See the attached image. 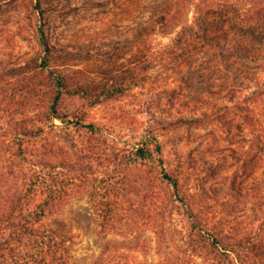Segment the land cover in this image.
<instances>
[{"label":"rangeland","instance_id":"obj_1","mask_svg":"<svg viewBox=\"0 0 264 264\" xmlns=\"http://www.w3.org/2000/svg\"><path fill=\"white\" fill-rule=\"evenodd\" d=\"M171 1L0 0V176L15 171L0 178L1 203L42 172L34 203L57 195L43 224L67 241L68 264H225L200 247L214 237L264 264L252 253L264 244V154L251 113L264 45L235 37L193 65L157 62L193 22L191 6L168 22ZM144 144L152 160L128 163ZM96 207L120 210L114 228L103 232Z\"/></svg>","mask_w":264,"mask_h":264},{"label":"trees","instance_id":"obj_2","mask_svg":"<svg viewBox=\"0 0 264 264\" xmlns=\"http://www.w3.org/2000/svg\"><path fill=\"white\" fill-rule=\"evenodd\" d=\"M186 6H191L193 10V22L182 25L176 33L170 45L155 57L157 62H183L193 65L198 54L209 49L213 45H220L223 42L231 41L235 37L241 41L261 43L264 45V1H253L247 3L242 0L223 1V0H172L167 4V11L175 8L176 11L169 17L168 22L176 23L185 13ZM166 14L161 15V22L167 24ZM163 24V23H162ZM148 27L141 31L145 35ZM42 41L45 42V33L42 31ZM46 44V43H45ZM60 90L57 91L54 105L51 109L52 114H57V105L61 100L63 83L58 79ZM116 90H109L104 95L111 98L117 93ZM122 92V91H121ZM100 103L101 99L97 97L94 101ZM251 113L253 124V145L264 154V89L254 93L251 100ZM258 110V111H257ZM250 112V109L247 110ZM77 118L75 121L82 126L83 118ZM67 117L61 119L65 121ZM93 133L97 132L94 125H83ZM257 157V155H256ZM152 160V152L147 144L137 149L130 157L128 163L136 164ZM42 164H32L39 167ZM6 173L2 177L8 184L15 171L7 166ZM169 178V177H167ZM170 180H173L169 178ZM21 185L16 188L15 193L7 195L4 198V204L0 199V232L14 228L3 243H0V264H68L70 256V247L67 241L55 233L51 228H45L44 222L50 214L52 204L57 199V195L47 194L44 200L34 203L38 196L37 191L44 183L42 172L34 171L29 177L23 179ZM174 182L177 188L178 181ZM120 210L115 208L96 207L94 215L98 218L99 226L103 232L114 228L119 222ZM239 247H242L238 244ZM192 247V245H190ZM204 251H219L228 261L225 264H232L234 259L239 264H247L244 258L234 250L236 246H226L224 242L214 237L213 242L200 245ZM197 249L191 248L192 255L188 260L193 263L196 260L193 254ZM252 253L255 259L260 261L264 259V244H254ZM231 258V259H230ZM109 260V259H108ZM94 264H110L105 258L99 259Z\"/></svg>","mask_w":264,"mask_h":264}]
</instances>
